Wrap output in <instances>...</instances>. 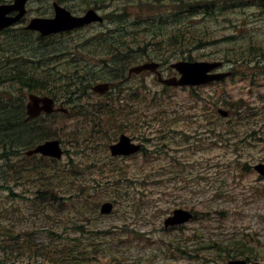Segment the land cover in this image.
<instances>
[{"label": "rangeland", "instance_id": "obj_1", "mask_svg": "<svg viewBox=\"0 0 264 264\" xmlns=\"http://www.w3.org/2000/svg\"><path fill=\"white\" fill-rule=\"evenodd\" d=\"M54 1L65 5L75 14H82L87 8L95 6H99L103 14L107 13V7L113 4L122 7L125 0H114L113 2L111 0L105 2H100V0H31L28 5L29 13L21 25H25L32 16L47 15L53 12L51 5ZM127 1L129 7L127 13L131 17V21L141 17L147 19L161 12L171 11L174 14L182 5V3H177V0H143L142 9H140V3L139 9H137V6L132 3L134 0ZM115 8L116 5L109 12L116 13ZM254 11H248V20L253 18ZM202 19H211V17L194 16L187 19L184 24L177 26L181 27L186 35L198 37ZM233 19L237 20L238 16L234 15ZM107 24L106 22L102 26L87 27L70 34L54 36L53 39L59 40V43L62 41L58 51L62 53L74 47L77 59L75 62H69L67 55L70 53L65 52L60 54L63 58L46 60L47 64L40 71L43 73L52 72L54 76H57L59 72L64 74L69 69L74 70L76 64H87L88 69L93 70L104 69L103 60L105 57L97 54L100 51L104 53L107 51L99 49L98 46L89 45L86 40L100 32ZM223 25L221 20H215L206 25L205 30L212 32L223 28ZM248 25L242 39L238 38L231 44L226 41L212 45L207 44L203 48L199 47L198 43L171 45L168 43V39L171 38L169 36L173 33V28H151L139 31L142 38L151 42L166 39L163 46L151 45V47L165 59L163 61L167 66L178 60L177 58L183 54H192L194 59H203L200 56L206 54L208 57L217 56L222 59H232L234 63H237L239 74L236 78L228 77L227 80L205 87L207 93L217 94L221 98L220 105L231 111L230 117H222L215 112L212 113L215 116L209 114L205 110L209 100L204 103L198 100V94L202 93L199 86L194 87L196 89L193 92L192 90H172L175 101L180 103L185 101L187 113L190 116L187 124L183 119L181 120L183 122L181 124L188 126V136L181 135L179 143L172 144L175 149H178L179 155H184L186 164L181 168L179 166V169L169 165H167L168 168L159 167L160 164H166L169 159L166 158L164 161L162 157L167 155H159L155 152L153 153L156 155L155 157H159V160L153 162H143L139 157L127 158V161L112 159L111 162L105 152L109 151L107 145L112 142V139L106 137L108 133L104 131H99L98 137H106L105 145L99 146L95 142L90 143L92 146L89 147L92 152H98V158L92 153L74 154L77 147L73 145V138L70 137L77 136L78 132H81V136L84 137L90 123L87 118L90 117L80 114L69 117L58 114L52 117L53 128L56 130L59 127L63 129V125H65L61 130V136L58 137L65 138V148L69 151L64 155L63 162L49 160L50 167L57 169L60 167L61 171L71 168L84 174L67 178L70 180L66 186H60L57 189L59 197L56 198L58 201L55 207L50 208H46L44 204L45 197L39 198L37 191L40 186L33 182L12 181L11 184L16 193L14 196H11L8 189H0L2 203L10 206H14L13 203H15L20 210L19 213L28 212L24 215L26 219L9 220L13 223V230L18 234L30 231L34 233L36 241L41 243H48L52 238L58 236L56 233L48 232L51 229L57 230L59 235L65 238L62 219L68 210L82 203H78V201L72 203L71 200L62 199L61 196L64 191L82 184L85 187L84 192L88 194V200L92 201L94 206L98 204L97 208L100 214L94 215L92 222L88 221L90 226L96 230L95 232L108 231L107 234L103 233L99 238L103 241L97 253L98 261L101 264H225L227 262L225 255H221L223 251L217 246H226L227 241L236 242L237 240L240 242L239 247H225V251L228 249L236 251L238 248V251L242 250L244 254L239 255L240 252H235L236 258H245L249 255L252 257L251 261L257 260L264 263V180L258 178L255 170L249 169L250 163L260 159L264 161V68L260 66L254 69L252 67L253 61L257 58H259L258 61H262L261 65H264V20L253 21ZM20 28L22 27L15 28L11 33L21 32ZM10 35L3 33L0 40L8 43L12 40ZM28 36L31 37L30 34ZM11 44V49L16 47L23 54L31 55L29 46L25 47L20 41L18 43L13 41ZM256 48L259 51L253 50ZM47 50L50 53L54 49L49 47ZM31 59L32 63L29 62L28 66L37 63L35 61L37 58L31 57ZM230 66L229 62L225 65L226 68ZM3 78L4 75L1 74L0 81ZM143 81L145 82L144 92L150 97L159 98L156 91H160L163 87L157 83L154 74L135 77L128 82V85L141 84ZM2 85L3 83L0 84V86ZM13 90H17L19 95L25 92L23 87L18 90V86L14 85L5 94L10 95ZM64 92L60 91V95H64ZM99 98V94L93 93L83 96L78 102L94 104ZM68 105L71 107V104ZM213 105L217 107V104ZM205 114H207L205 117L211 115V119L214 120L213 125H216L219 132H223V141L222 145L216 144L212 149L201 152L198 150L200 147L193 148V146L199 143V140H203L205 143L211 139L207 137L208 134L197 117V115ZM138 124L137 120L133 118L126 133L134 137ZM199 128L200 130H198ZM229 132L235 135L231 142L228 140L229 136L231 137ZM118 135L114 136V139ZM13 137L20 144L30 139L22 137V134ZM0 146L2 145L0 144ZM19 148H24V146ZM25 150L14 155L12 160L22 161L26 164L28 160L25 159L27 158ZM13 152H9V155L16 153V151ZM202 153H204V160L201 159ZM190 154L191 158L187 157ZM209 157L213 159H208ZM222 158H224V162L221 161ZM34 160H39V158ZM237 160H240L241 165L246 163L247 165L237 168L235 167V164H238ZM72 161L81 162L83 165L80 167L83 169L73 168L76 166L69 165ZM94 161L99 166L91 169L84 166L92 164ZM114 163L118 164L114 170H98L100 166ZM8 165L9 163L6 164L3 159H0V172L5 170L6 177L9 175ZM148 166L154 167V170H148ZM119 168L120 170H118ZM74 179L79 180L74 184ZM53 180L54 183L57 182V177H53ZM228 192H231L235 197L231 198L227 194ZM106 200L114 201L115 209L112 213L102 214L99 212V208L101 203ZM178 207L194 209L199 212L197 218L181 226L166 227L165 219ZM52 216L55 217L52 218ZM49 234L53 236L50 237ZM69 236L72 235L69 234ZM63 238L52 239V243L49 245L57 246L63 242ZM92 238L96 239L98 235L92 234ZM234 238L237 239L234 240ZM98 261L95 263L98 264Z\"/></svg>", "mask_w": 264, "mask_h": 264}, {"label": "trees", "instance_id": "obj_2", "mask_svg": "<svg viewBox=\"0 0 264 264\" xmlns=\"http://www.w3.org/2000/svg\"><path fill=\"white\" fill-rule=\"evenodd\" d=\"M205 2L214 5L217 1L183 0V8L192 7L191 11H196V6ZM10 34L13 38L10 42L15 41L18 43L20 41L25 47L29 46L31 57L37 58L39 63H34L29 70L17 64L13 69L6 71L8 75L17 82L20 81L24 85L28 84L32 90L38 89L46 91V93L54 96H57L59 91L62 90L67 91L70 95H73V92L85 93L90 85L97 79H118L125 76L124 68H127L130 64L146 56L148 58H154L152 53L149 52L150 46L153 44L152 42H125L115 39L112 41V45L114 46L112 53L101 55L102 57L109 58V60L104 62V66L107 65L104 69L91 70L88 69L87 64H80L79 67L74 66V70L69 69L64 74L58 71V75L54 76L52 72L43 73L40 69L47 64L46 60L49 59L46 49L53 47V51H56L62 41L59 43V40L34 35L33 33H31V37H29L25 28H22L21 32ZM102 40H104V37H100L98 41ZM86 41L89 45H95V37L89 38ZM164 43L165 42L162 40L159 44H157V42L155 44L163 46L162 44ZM168 43L174 46H180L182 44L194 45L195 43L201 45L203 43V36L185 37L181 35V30L178 28L174 35L168 39ZM102 44H105L104 41L101 42V45ZM71 49H74V47ZM16 50L18 51L19 49L16 48ZM185 55L189 59H192V54H189V56L187 54ZM10 58L11 56L9 55L6 57V64ZM16 60L18 61L19 58L17 57ZM105 69H109V72L101 73ZM127 105L130 107L131 111L127 109ZM106 106L107 104L97 103L92 105L91 108H88V111L93 113L94 132H99L111 123H113L114 128L122 130L133 117L134 113L140 111V109L134 111L133 107L127 104V102L120 104L117 109L112 106L106 108ZM24 118L25 105L20 97L15 96L7 99L0 97V139L2 140L0 143L2 145L0 146V151H2L0 152V159H3L6 164L9 163V168H7L9 170V175L7 173L8 177L5 176V170L0 172V189H8L11 196H13L15 191L11 184L12 181L25 183L33 182L35 185L40 186L37 192L39 193V198L45 197L44 204L46 208L55 207L58 201L56 198L59 197L57 189L60 186H66V183L70 180L67 178L84 173L71 168L61 171L59 166V169L51 168L49 165L50 159H48L46 163H36L34 160H31L30 157H27L25 158L28 160L26 164L22 161L14 162L12 157L15 154V149L21 146H24V148L31 147L38 141L61 136V130L65 127V125H63V129L59 127V129L56 130V128H53L54 121L51 118L46 120L35 119L29 123H27ZM96 128H98L99 131H97ZM94 132H90V138L94 136ZM18 134H22V137H29L30 139L20 144L13 137H18ZM77 135L78 138H76V140H79L81 132H78ZM11 151H14V154L10 156L9 152ZM51 160L57 162L55 159ZM69 165L76 166L73 168L83 169L80 167L79 163L74 161ZM53 177H57V182H53ZM78 180L79 179H74V184ZM84 189L85 187L80 184L62 193V199L71 200L72 203L78 201V203L82 204H78L65 213L62 219L66 234L65 238L59 235L60 233L55 229L48 230V232L58 234L57 237L52 239L56 240L63 238V242L57 246L49 245L52 243V239L48 243L36 241L34 233L30 231L20 232L19 234L15 232L13 230V223L9 220H15L16 213L19 219L23 217V214L19 213L20 210L15 204L14 206H10L2 203V200H0V264H96L95 262L99 260L97 253L100 250V245L103 243L99 238L102 237L103 233L107 234L108 231L95 232L96 230H93V227L90 226L89 222L93 221V216H98L100 214L98 213V204L94 206L92 201L88 200V194L84 192ZM54 217L55 216H52V218ZM56 218L58 219V217ZM69 234L72 236H69ZM92 234L98 235V238L93 239ZM52 236L53 235H50V237ZM231 246L239 247L240 242L236 241L233 243L228 241L226 246H217L218 249L223 251L221 255H225V260L235 258L237 255L235 252H240L239 255L244 254L242 250L238 251V248H236V251L230 249L225 251V247ZM246 257L252 258L249 255ZM97 263L100 264V261Z\"/></svg>", "mask_w": 264, "mask_h": 264}, {"label": "water", "instance_id": "obj_3", "mask_svg": "<svg viewBox=\"0 0 264 264\" xmlns=\"http://www.w3.org/2000/svg\"><path fill=\"white\" fill-rule=\"evenodd\" d=\"M26 2L27 0H15L13 4L3 3L0 4V29L11 25L12 23L19 20L26 12ZM56 5V16L54 18H42L35 17L31 20L29 28L38 29L43 34H49L51 32L61 31L65 29H70L93 20H102V17L98 16L94 10H89L86 16L75 17L66 8L61 7L57 3ZM18 9L20 13L16 16H8L12 10ZM159 66L158 63L150 62L142 65L135 66L131 71L140 72L144 69L156 70ZM173 67L178 69L181 73V77H169L162 79L164 83L170 85L179 84H198L204 82V80L210 79L211 76L206 78V71L211 68V65L204 64L203 62H189V61H179L173 64ZM107 84H98L95 86L96 89L108 88ZM55 105V100L50 96H39L36 94L30 95V101L28 103V113L30 116L38 115L43 110L53 111ZM223 114H227L226 111L221 110ZM114 154H128L139 148L138 145L131 143L128 136L123 135L120 141L111 146ZM41 152L45 155H50L60 158L63 154L60 142L57 139L47 140L46 142L38 145L33 150L28 153ZM257 168L264 173V164H258ZM113 210L112 202H104L101 206V211L103 213H109ZM192 217V213L185 209H176L174 215L166 220V225L182 223L189 220ZM227 264H248L247 260L244 259H234L230 260ZM252 264H261L260 262H254Z\"/></svg>", "mask_w": 264, "mask_h": 264}, {"label": "flooded vegetation", "instance_id": "obj_4", "mask_svg": "<svg viewBox=\"0 0 264 264\" xmlns=\"http://www.w3.org/2000/svg\"><path fill=\"white\" fill-rule=\"evenodd\" d=\"M238 4H242L244 6L242 7H234L232 10L233 11H241L243 15L248 14V11L252 10H256L258 9V12L254 11L253 13V18H251V20L246 19V22L250 23L253 21H260V20H264V0H249V1H242V0H221L220 3H218V18L216 19L217 21L221 20V22L224 24L223 28H219L215 31H212L211 34L216 36V39L219 40H227L229 37H238L242 31L243 26L245 25L243 18H238L237 20H234L233 18L228 17L229 11L231 10L229 8V6H234V5H238ZM225 21V23H224ZM207 32V30H206ZM259 58H257L256 60H252L254 62L253 64V68H258L259 66H263L261 65L262 61H258ZM229 61L230 59H222L220 58V66L216 69L218 73H222V74H226L221 80L220 82L227 80L228 77H236V72L238 70V68H234L233 66H230L228 68L225 67V65H227V61ZM61 104H65L67 103L65 100H60ZM122 101V100H121ZM60 104V106H61ZM63 108V107H62ZM47 118V114H40L39 116L33 118V119H46ZM172 120L170 119L169 121H164V120H158V124H157V129L154 131V138H159L160 140H165V139H169L172 141V143H179L181 133L180 132H176L174 129H167L168 127H173L172 124ZM175 134H179L180 137L176 138ZM150 138L144 137L142 132L139 133V143L141 144V149L142 151H140L139 153H141V155L143 156L144 154H146V148H147V144H148V140ZM170 149H166V151L169 153ZM170 160H174L173 157H170ZM170 164V163H169Z\"/></svg>", "mask_w": 264, "mask_h": 264}]
</instances>
